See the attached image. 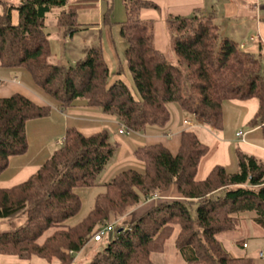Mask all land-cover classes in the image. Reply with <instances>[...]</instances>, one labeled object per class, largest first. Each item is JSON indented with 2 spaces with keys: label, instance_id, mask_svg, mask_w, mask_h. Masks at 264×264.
<instances>
[{
  "label": "trees",
  "instance_id": "trees-1",
  "mask_svg": "<svg viewBox=\"0 0 264 264\" xmlns=\"http://www.w3.org/2000/svg\"><path fill=\"white\" fill-rule=\"evenodd\" d=\"M97 1L19 0L14 4L0 0V66L27 70L56 107L65 111L84 99L89 107L116 116L128 132H165L172 121L170 106L176 103L221 131L224 103L251 98L258 99L259 109L249 126L264 129L260 57L221 36L211 14L201 10L169 19L179 65L175 66L156 49L150 27L142 20V12L158 9L157 4L124 0L127 18L120 35L138 99L123 81L112 80L121 74L111 73L101 47L90 48L85 59L73 66L53 64L45 32L48 15L61 10L57 26L64 39L74 37L88 30L78 23L79 11L98 8ZM112 1L103 13L104 24L111 22ZM14 12H18L17 24ZM51 113V106L19 93L0 98V175L13 157L28 152V122ZM116 149L108 131L88 136L68 128L61 147L35 174L18 185L0 188V221L24 219L17 230L0 233V256L73 264L112 219L145 205L132 223L115 227L108 245L91 264H156L152 256L165 252L177 230L175 246L186 264H253L251 258L234 257L219 235L236 230L244 216L264 230V161L237 148L238 172L217 165L201 178L210 147L191 130L181 132L176 154L160 143L139 147L135 158L143 171L128 168L118 173L104 184L106 191L97 196L89 215L69 226L67 222L82 208L76 189L96 186ZM156 195L165 199L148 203ZM49 231L53 232L44 238Z\"/></svg>",
  "mask_w": 264,
  "mask_h": 264
},
{
  "label": "crops",
  "instance_id": "crops-1",
  "mask_svg": "<svg viewBox=\"0 0 264 264\" xmlns=\"http://www.w3.org/2000/svg\"><path fill=\"white\" fill-rule=\"evenodd\" d=\"M8 1L13 3L19 0ZM147 1L157 4L158 9L144 10L142 12V20L150 27L156 49L165 54V56L169 51L174 54L172 37L169 30H167L169 29L167 27L170 17L178 15L192 16L196 10H201L205 14H211L213 23L219 29L221 36L231 38L240 46L244 44L246 46L244 51L255 56L264 54V0ZM60 12L61 10H59V14ZM103 12L99 8L83 9L79 11L78 23L83 28L88 27V30L93 26H101L103 24ZM2 14L3 7L0 6V17ZM13 22L14 24L18 23V12L13 13ZM64 40L66 44H72L74 37H68ZM101 46L111 73L114 75L116 73L112 72V65L106 48L104 45ZM111 49L117 55L113 45H111ZM112 80L124 82L122 75H114ZM18 93L41 106H51L52 113L47 118L28 122V152L11 159L8 169L0 175V188H10L18 185L35 174L53 153L61 147V142L64 140L68 128H77L84 135L88 136L102 131L113 133L123 148L120 159L113 166V168H116L124 165L128 160H133V157L125 160V154H127L128 150L131 151L130 148L160 143L167 146L173 154H176L179 150L181 132L185 130L192 131L196 127L203 128L205 126L201 121H196L197 124L195 125V121L193 120L195 127L188 128L184 124V129H179L177 128V120L175 126H171L172 128L167 129L165 132L158 129H150L143 133V135L135 133V136L131 135L130 139L125 138L124 140L123 137L126 131L122 134L120 133L122 125L116 116L106 114L99 108L89 107L86 101L79 103V100L75 102L74 106L64 111L56 107V105H51V98L36 86L32 77L30 79L27 73L21 72L19 69H7L0 66V98H7ZM225 104L226 102L224 106ZM172 107L176 119L187 115L185 111L180 112L175 106ZM258 109L259 102L255 105L247 102L243 106H238V116L236 112L231 133L214 136L209 146L210 153L202 162L199 174L201 178H205L211 169L217 165L225 166L230 173L238 172V159L235 152L237 148L264 161V129L261 127L249 128L246 131L240 129L245 133L244 139L239 138L235 131L237 127L244 128ZM233 139L237 141L230 143ZM237 143L240 145L236 146ZM152 202L154 201L150 200L148 203ZM144 208L145 205H142L139 209L143 210ZM245 228L248 232L251 231V228L255 234H259V238L264 239V230L257 227L247 216L241 217V221L235 231H242ZM235 243L239 249L236 252L230 250V253L234 257H248L253 260V264H257L250 255V245L247 241L236 240ZM244 245H247V247L245 248ZM259 259L264 261L260 257ZM31 261L20 260L16 257L0 256V264H30Z\"/></svg>",
  "mask_w": 264,
  "mask_h": 264
},
{
  "label": "rangeland",
  "instance_id": "rangeland-1",
  "mask_svg": "<svg viewBox=\"0 0 264 264\" xmlns=\"http://www.w3.org/2000/svg\"><path fill=\"white\" fill-rule=\"evenodd\" d=\"M77 1L79 0H70L72 4L76 3ZM89 1H95V0H89ZM13 3L18 4L19 1L17 2L14 1ZM109 3H110V0H98L96 2V5L99 9L104 11L103 13H105L108 7L107 5ZM111 4L113 7L111 22L108 24L103 23L101 24V26H93L89 30L79 32L78 34L74 36V42L72 44L65 43L63 34L61 30L59 29V27L57 26V17L59 15V10H54L52 13H50L46 21L45 32L49 36V40H50V44H51V48L53 52V57L51 59V62L56 65L70 67L80 61H83L85 59L84 55L86 56V52L90 48H93V47L98 48V47H102L101 45H104L106 48V52L108 53L110 63L112 65V72L118 74V72L120 71V74L123 76L124 82L130 88L133 96L136 99H138L139 95L137 93L132 76L127 66V61L125 57V41L120 35L121 23L126 21V18H127L125 6H124V0H113ZM167 28H169L167 30H169L170 35L172 37L173 32L171 31L170 26L168 25ZM111 45H113V47L116 49V53L119 56L113 53L111 49ZM166 57L173 65L179 66L175 55L172 54L170 51L168 52V54H166ZM258 57H260V61L262 64V76L264 77V54L260 56L258 55ZM74 60H76V62L73 63ZM19 70H21V72L27 73L29 78L31 79L32 76L28 73L27 70L22 69V68ZM183 71L185 74L188 73V70L186 67H183ZM50 100H51V105H56V101L53 98H51ZM85 101L86 100L84 99H80L78 102L83 103ZM247 102H249V104L253 103L255 105L259 101L257 98H251L248 100H230L226 102L224 106L225 117H224V122H223V129L221 131H215L208 125H205L203 128L196 127L192 131L197 134L198 138L200 139L202 143H204L207 146H210V144L212 143L214 139V136L231 133V131L233 130L234 117H235L236 112L238 111V106L239 105L243 106V104ZM172 106H175L180 112H183V110L177 103L172 104L170 106V111L172 114V121H171V124L168 126V130L172 128L173 126H175L177 120H178L177 128L179 129L180 128L184 129V124L186 120H192V121L194 120V116L187 112H185L187 115L181 116L179 117V119H176V116L174 114V109ZM255 115H253V118L255 117ZM237 116H238V112H237ZM253 118H251L247 122L244 128L237 127L235 129L236 134H238L242 130L246 131L247 129L252 128L249 126V123L252 121ZM196 124L197 122L195 121V125ZM120 128L123 129L122 126ZM141 134L143 135V133ZM131 135L135 136V133L126 131L125 136L123 137L124 140L125 138L130 139L129 137ZM110 141L112 144L116 145V148H117L116 154L114 155L106 171L99 177L98 184L96 186L90 187V188H77L76 189L75 192L79 195L82 201V208H81L80 213L77 216L73 217L67 222L69 226L73 227L79 224L89 215V213L94 208L97 196L106 191L104 184L109 182L118 173L128 168L137 169L139 171H143L144 169L143 165H141L135 158V151L138 149L137 147L130 148L131 151L128 150L127 154H125V160L130 157H133V160H128L124 165L113 168L114 164L118 162V159H120L123 148L120 142H118V140L115 138L113 133H110ZM236 141H237L236 139H233L232 142L230 143H233ZM239 145H240L239 143L236 144V146H239ZM157 197L158 199H156V201L165 199V197L163 198L159 196ZM152 200L155 201V196ZM139 208L141 207L133 209L124 218L112 219L110 224H114L115 227H117L118 225H120L121 227H126L127 224L132 223L136 218H138L142 214V210H140ZM194 213L195 212L193 210L192 214L194 215ZM22 225H24V219H13L11 221H0V233L15 231L18 229L19 226H22ZM250 230L251 231L248 232L247 229L245 228L242 231L234 230V231L222 233L219 235V239L221 240L223 246L228 251L231 250L234 252H236L239 249L237 244L235 243L236 240L237 241H240V240L247 241V243L250 245L249 251L251 253L250 254L251 257L254 259V261L257 264H264V261L259 259L258 257L260 251L261 250L264 251V239L259 238V234H255V232L251 228ZM52 232L53 231H49L48 233H46L44 238L50 235ZM177 233H178V230L175 232L172 238L167 242L166 250L164 253L154 254L152 256V259L156 264H186L183 258V255L177 250L175 246V240H176ZM112 237L113 235L107 236L104 239V241H102L101 243H95L92 241L81 253L76 255V258L73 264H91L96 254L99 252H102L105 249V247L108 245ZM30 264H58V262L54 260L53 262L50 263V262H47L39 258H34Z\"/></svg>",
  "mask_w": 264,
  "mask_h": 264
},
{
  "label": "built area",
  "instance_id": "built-area-1",
  "mask_svg": "<svg viewBox=\"0 0 264 264\" xmlns=\"http://www.w3.org/2000/svg\"><path fill=\"white\" fill-rule=\"evenodd\" d=\"M253 41H254V39H252ZM240 48L242 49V50H245V48H246V46L244 45V44H242L241 46H240ZM194 116V121H199L198 119H197V116L196 115H193ZM185 125L188 127V128H193V127H195L194 126V122L192 121V120H186L185 121ZM126 131V129L125 128H123L121 131H120V133L122 134V133H124ZM237 136L239 137V138H241V139H244V137H245V133L244 132H239L238 134H237ZM64 141V140H63ZM63 141L61 142V143H63ZM156 199H158V197L157 196H155V200ZM115 230V226H114V224H108V225H106L104 228H102L95 236H94V241L96 242V243H100V242H102V241H104V239L107 237V236H109L113 231ZM244 247L246 248L247 247V245H244ZM259 257L260 258H262V259H264V251H261L260 253H259Z\"/></svg>",
  "mask_w": 264,
  "mask_h": 264
}]
</instances>
